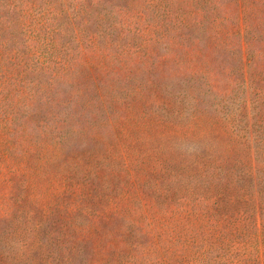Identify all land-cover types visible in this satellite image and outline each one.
Instances as JSON below:
<instances>
[{
    "label": "rangeland",
    "instance_id": "374dc122",
    "mask_svg": "<svg viewBox=\"0 0 264 264\" xmlns=\"http://www.w3.org/2000/svg\"><path fill=\"white\" fill-rule=\"evenodd\" d=\"M26 1L0 0L7 44L0 67L15 78L8 89L15 96L20 89L15 152L20 163L34 162L18 214H36L39 223L53 209L60 221L46 223L40 236L32 225L16 228L2 237L0 252L20 255L46 244L50 232L68 231L105 248L124 215L148 218L159 249L145 259L141 249L115 245L105 264H252L253 227L240 218H253L245 201L257 188L264 192V0H211L205 13L199 0H131L128 7L63 0L57 8L82 6L86 21L94 15L112 23L117 36L69 43L48 60L39 58L31 28L19 34ZM197 20L202 32L190 28ZM94 24L84 28L89 35ZM201 162L218 168L212 178L200 176ZM79 189L95 201L86 205L89 218L73 208Z\"/></svg>",
    "mask_w": 264,
    "mask_h": 264
},
{
    "label": "trees",
    "instance_id": "16d2710c",
    "mask_svg": "<svg viewBox=\"0 0 264 264\" xmlns=\"http://www.w3.org/2000/svg\"><path fill=\"white\" fill-rule=\"evenodd\" d=\"M38 1L40 2V5L38 4ZM199 1L201 3L200 13H205V10L211 11V0ZM61 2H63V0H27L19 5L20 19H23V22L20 24L22 32H19V34L23 35V33H25V29L27 28L32 29V31L36 34L34 38H37L40 51L39 58L48 60L54 55L56 56L55 53L58 54L59 51L61 52V50L66 49L69 43H79L81 39H87V41H90L91 44H93L94 42L103 41L109 37L117 36L112 23L108 25L107 22L102 21L101 18H97L94 15L89 17L88 22L85 20L86 9L84 7L80 6V8H78V5L71 2L70 4L73 9H68L63 4L57 8V5ZM112 2L113 4H120L126 7L131 5V0H112ZM162 12L163 16H165L164 18L169 17L167 6L164 7ZM108 14H110V12H105L104 16H107ZM58 17L62 18L61 23L55 22ZM28 18L32 20L30 26L29 24H26ZM74 21L78 22L77 25L79 26V31L71 29L74 27ZM93 22H95L93 35H89L87 33L89 29L84 28L93 24ZM68 24L72 33L75 35L76 32H78V36L67 35L69 29L65 30L64 27ZM182 24L183 23H179L177 26L180 27ZM244 25L247 31L250 32V25L247 18L244 21ZM187 26L189 25L187 24ZM202 26L203 24L197 20L192 22L190 28L192 30L202 32ZM168 30L161 29L160 32L163 33ZM26 32L29 33V29H27ZM17 34L18 33L16 31H12L11 37L15 39ZM60 38H65L66 41L62 43V47L59 49L58 41ZM157 38H159L160 41L162 39V35H158ZM249 41L250 37H247V42ZM4 44L7 45L2 37V33H0V48L6 47ZM4 59L5 53L0 52V62ZM14 81L15 78L12 76V73L10 71L8 72L7 70H3L0 67V241L5 235H13L16 228L19 227L20 229H23L25 226L29 227L30 225H32L35 234L40 236L42 233L41 230L45 228L46 223L52 226L60 221L57 220V214L53 209L49 210L46 216L44 214L41 218H39V221H41L39 223L36 222V214H18V211L24 207L23 193L28 190V183L31 181L26 176L28 173L27 170L34 167V162L26 160L24 163H20L21 159L16 156L15 152L13 135L18 123V118L21 116L19 106L21 101L19 98V88H17V96H15L13 92L8 89L9 86L16 85ZM3 94H6V96L4 97ZM254 126H256V123H254L253 128ZM186 138H188V136ZM259 150L260 148L258 151ZM36 161L39 165H44L46 164L44 161L47 162L48 159H40L39 161ZM37 163L35 164L38 165ZM213 168L218 169L212 164L209 166L204 162H201L199 169L200 176L212 178L214 176ZM250 177H252V175H250ZM258 179L260 180L259 177ZM258 179H256L257 186H259ZM251 180L253 182V179ZM81 192L84 193L80 194ZM88 196L89 193L87 194L85 190H77L73 208H83V211L89 218L92 215L87 212L86 205L91 204V206L94 207L95 201L88 199ZM217 199H213L212 202L215 201L214 204H216ZM185 201H187L186 198L182 200V207ZM191 202H189V205H193L194 202ZM245 202L249 204V212L253 218L249 219L242 216L240 219L249 220L251 222L253 227L252 241L257 243V246H255L254 249H246V251H249L250 255H252V260H250L252 261V264H264V192L262 190L260 191V188H257L254 194ZM114 203V201L111 203L113 207L115 205ZM232 203L234 207L237 200L233 199ZM54 209L57 211L58 208L54 207ZM114 209L117 210L116 207H114ZM94 211L95 210L93 209L92 213ZM122 217L126 221L125 226L121 229L120 227L118 228V232L113 238L114 242L108 244L105 248L104 246H101L100 242L98 248L96 240L94 238H90L89 236H75L73 232L68 231L53 238V235L50 232L46 236L47 243L44 245L41 244L38 249H32L30 247L25 248L26 250H24V252L20 255H10L7 252L1 251L0 264H59L57 261L63 264H105L107 258L112 255L109 250L114 248L115 245L123 246V243H128L130 247L141 249L143 253H148L145 259L151 257V247L159 249V240L157 238L155 239V234L148 228L152 225L148 224L150 220L148 218H144V222H141L128 218L124 215ZM95 218L98 220L101 217L96 215ZM232 218H235V216L233 215ZM7 222H13L10 232L9 228L1 229V224H7ZM234 242H236V240H234ZM123 247L126 248L125 246ZM242 251L243 249H240V253ZM240 257L242 258L241 254ZM248 261L249 260L242 258V260H238L234 264H247Z\"/></svg>",
    "mask_w": 264,
    "mask_h": 264
}]
</instances>
